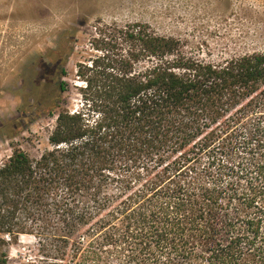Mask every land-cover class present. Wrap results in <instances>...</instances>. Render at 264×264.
<instances>
[{
	"label": "trees",
	"instance_id": "trees-1",
	"mask_svg": "<svg viewBox=\"0 0 264 264\" xmlns=\"http://www.w3.org/2000/svg\"><path fill=\"white\" fill-rule=\"evenodd\" d=\"M76 43L36 59L1 125L0 233L33 236L49 264H264V51L202 58L148 24H101L71 111ZM43 115L33 156L15 141Z\"/></svg>",
	"mask_w": 264,
	"mask_h": 264
},
{
	"label": "rangeland",
	"instance_id": "rangeland-1",
	"mask_svg": "<svg viewBox=\"0 0 264 264\" xmlns=\"http://www.w3.org/2000/svg\"><path fill=\"white\" fill-rule=\"evenodd\" d=\"M137 22L179 39L186 53L202 58L264 51V0H0V128L19 118L34 62L63 36L77 42L61 103L73 111L81 106L79 89L84 86L77 66L99 54L91 43L96 28ZM55 122L56 115L34 118L15 142L36 156L50 147ZM11 153L0 131V165ZM50 256L33 236L16 240L0 233V264H49Z\"/></svg>",
	"mask_w": 264,
	"mask_h": 264
},
{
	"label": "bare ground",
	"instance_id": "bare-ground-1",
	"mask_svg": "<svg viewBox=\"0 0 264 264\" xmlns=\"http://www.w3.org/2000/svg\"><path fill=\"white\" fill-rule=\"evenodd\" d=\"M80 84H82V83H80Z\"/></svg>",
	"mask_w": 264,
	"mask_h": 264
},
{
	"label": "flooded vegetation",
	"instance_id": "flooded-vegetation-1",
	"mask_svg": "<svg viewBox=\"0 0 264 264\" xmlns=\"http://www.w3.org/2000/svg\"><path fill=\"white\" fill-rule=\"evenodd\" d=\"M1 263V262H0Z\"/></svg>",
	"mask_w": 264,
	"mask_h": 264
}]
</instances>
